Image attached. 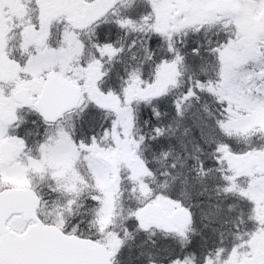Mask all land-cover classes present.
Instances as JSON below:
<instances>
[{
  "label": "snow or ice",
  "instance_id": "6c2138e0",
  "mask_svg": "<svg viewBox=\"0 0 264 264\" xmlns=\"http://www.w3.org/2000/svg\"><path fill=\"white\" fill-rule=\"evenodd\" d=\"M0 264H264V0H0Z\"/></svg>",
  "mask_w": 264,
  "mask_h": 264
}]
</instances>
